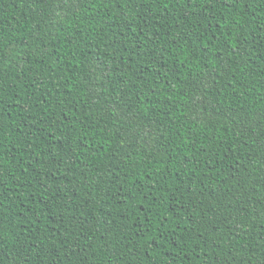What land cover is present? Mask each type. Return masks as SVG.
<instances>
[{
	"label": "trees",
	"instance_id": "1",
	"mask_svg": "<svg viewBox=\"0 0 264 264\" xmlns=\"http://www.w3.org/2000/svg\"><path fill=\"white\" fill-rule=\"evenodd\" d=\"M0 264H264V0H0Z\"/></svg>",
	"mask_w": 264,
	"mask_h": 264
}]
</instances>
